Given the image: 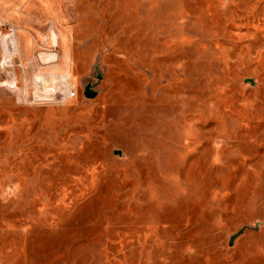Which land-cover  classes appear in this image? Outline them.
Instances as JSON below:
<instances>
[{
	"label": "rangeland",
	"instance_id": "374dc122",
	"mask_svg": "<svg viewBox=\"0 0 264 264\" xmlns=\"http://www.w3.org/2000/svg\"><path fill=\"white\" fill-rule=\"evenodd\" d=\"M0 264H264V0H0Z\"/></svg>",
	"mask_w": 264,
	"mask_h": 264
},
{
	"label": "bare ground",
	"instance_id": "6f19581e",
	"mask_svg": "<svg viewBox=\"0 0 264 264\" xmlns=\"http://www.w3.org/2000/svg\"><path fill=\"white\" fill-rule=\"evenodd\" d=\"M17 53H18V48H17L16 42L14 41V38H11V39L5 41L4 47H3V67L10 66L13 68L14 66L12 64V60L15 58ZM46 63L50 64L53 68L57 67V65H56L57 63H53V64H52V62L51 63L46 62ZM59 63H61V65L58 64L59 67H57V68H60V66H62V65H66L67 67H69V65H70V62L67 58L61 59ZM13 70L14 69H12V71Z\"/></svg>",
	"mask_w": 264,
	"mask_h": 264
},
{
	"label": "water",
	"instance_id": "95a60500",
	"mask_svg": "<svg viewBox=\"0 0 264 264\" xmlns=\"http://www.w3.org/2000/svg\"><path fill=\"white\" fill-rule=\"evenodd\" d=\"M250 81H252V79H250ZM97 93H98V91L96 89L87 91V94L89 96H95V95H97ZM245 227H250V226L249 225H243L242 227H240L236 232H234L230 235L229 241L232 242L234 240V238L236 237V235H238Z\"/></svg>",
	"mask_w": 264,
	"mask_h": 264
},
{
	"label": "built area",
	"instance_id": "2783aa9c",
	"mask_svg": "<svg viewBox=\"0 0 264 264\" xmlns=\"http://www.w3.org/2000/svg\"><path fill=\"white\" fill-rule=\"evenodd\" d=\"M76 94H77V88H76V86H74V85L73 86H69L67 88L65 97H73Z\"/></svg>",
	"mask_w": 264,
	"mask_h": 264
}]
</instances>
